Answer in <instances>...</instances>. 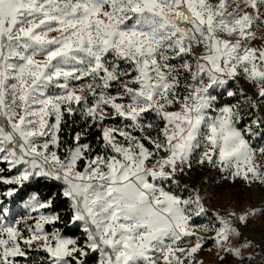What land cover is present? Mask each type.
Wrapping results in <instances>:
<instances>
[{
  "label": "snow or ice",
  "instance_id": "obj_1",
  "mask_svg": "<svg viewBox=\"0 0 264 264\" xmlns=\"http://www.w3.org/2000/svg\"><path fill=\"white\" fill-rule=\"evenodd\" d=\"M241 81L245 112L222 99ZM261 109L264 0H0V264H197L201 229L251 260L165 185L196 153L264 184Z\"/></svg>",
  "mask_w": 264,
  "mask_h": 264
},
{
  "label": "rangeland",
  "instance_id": "obj_2",
  "mask_svg": "<svg viewBox=\"0 0 264 264\" xmlns=\"http://www.w3.org/2000/svg\"><path fill=\"white\" fill-rule=\"evenodd\" d=\"M256 43L262 42L257 40ZM230 90L235 91L237 96L233 98L225 96L222 99L232 104L237 103L239 100L240 109L245 112L249 105L244 103L240 94L242 92L246 96L255 98L254 88L249 83L241 81L240 83H233ZM260 114L264 115V109L260 110ZM247 121L248 116L245 115V123ZM145 134L154 135L155 131L145 129ZM259 143L264 144V141ZM198 159L199 153H196L192 158V167L190 169L186 168L183 175H177L174 182L166 184L165 187L173 189L184 198L196 194L202 198L208 213L211 215L197 219L196 224L207 223L212 219V215L217 213L225 218H231L240 235L231 236L224 247L237 248L240 256L247 257L251 255L252 259H238L225 255L224 251L210 242L211 237L214 235L213 232L201 229L197 235L209 242L196 254L197 264H264V215L249 216L247 223H240L235 217L228 216L229 211H235L239 214L245 209L264 207V184L252 183L246 185L241 179L232 182L230 177L219 171L218 168L207 164H198ZM229 205H231V208ZM248 241H251L253 246L245 247L244 245ZM188 246L187 243L180 244V247ZM221 256L224 257L222 261L219 259Z\"/></svg>",
  "mask_w": 264,
  "mask_h": 264
},
{
  "label": "trees",
  "instance_id": "obj_3",
  "mask_svg": "<svg viewBox=\"0 0 264 264\" xmlns=\"http://www.w3.org/2000/svg\"><path fill=\"white\" fill-rule=\"evenodd\" d=\"M71 126V127H70ZM79 130V122L77 123V125H71V120L68 121V124L65 126V130H64V135L65 137H67L68 135H70L73 131H78ZM94 142V140H93ZM48 188H44L42 190V194H47L48 193ZM53 192L56 191V189H52ZM66 210V209H65ZM34 260L39 261V257L38 256H34L33 257Z\"/></svg>",
  "mask_w": 264,
  "mask_h": 264
}]
</instances>
